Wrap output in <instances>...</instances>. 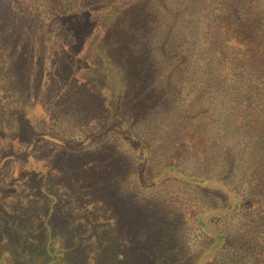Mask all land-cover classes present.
<instances>
[{
    "label": "trees",
    "instance_id": "1",
    "mask_svg": "<svg viewBox=\"0 0 264 264\" xmlns=\"http://www.w3.org/2000/svg\"><path fill=\"white\" fill-rule=\"evenodd\" d=\"M87 21L94 30L82 54L76 38ZM77 58L86 60L83 70L74 68ZM36 105L45 116L34 113ZM139 132L164 138L162 158ZM75 133L84 140L73 141ZM48 148L72 162L73 189L51 193L45 182L56 186L59 174L26 168L28 180L20 165L0 188L11 189L7 196L21 210L48 198L45 219L60 202L67 217L93 199L103 201L88 211L99 217L121 211V219L85 216L94 232L89 264H264V0H32L29 9L0 0V171L13 152L29 159ZM190 158L194 172L181 167ZM129 161L136 189L120 177ZM29 183L36 196L21 195ZM178 183L203 204L177 193ZM31 225L0 250V263L8 253L13 264L25 236L42 241L46 264L54 260L48 230L28 236ZM193 229L203 236L197 250Z\"/></svg>",
    "mask_w": 264,
    "mask_h": 264
},
{
    "label": "rangeland",
    "instance_id": "2",
    "mask_svg": "<svg viewBox=\"0 0 264 264\" xmlns=\"http://www.w3.org/2000/svg\"><path fill=\"white\" fill-rule=\"evenodd\" d=\"M22 1L28 9L32 7V0H22ZM98 7H99L98 5L91 7V11H95L96 15L99 12ZM52 18L54 17H51L50 19ZM89 18L93 19L94 17H92L89 14ZM81 29L82 30L77 32V38H76L77 45L75 47H76V50L79 51V53L83 54L85 52V49L87 48V45L92 42L91 32L94 30V24L92 22L87 21L83 24V27ZM51 39L52 40H50L51 42H49V47H51L52 52H54L55 51L54 47H56V44L54 43L53 35L51 36ZM77 59H78L77 66H74V68L83 70L85 67L86 60H83V63L79 65L78 62L80 58H77ZM51 63L52 62H50V64ZM51 67L52 66H48L47 68L51 69ZM183 92L184 91L181 90V93ZM185 95H187V91H185ZM45 112L43 111V108L40 105H36L34 107V113L36 115L45 116ZM148 118H149V115H147L144 119L147 120ZM109 134H112V133L109 132ZM139 135L142 136L145 142L149 141L151 145L153 144V146L155 147L157 151L155 152L156 160L157 158L163 157L161 156V150L166 151V149L164 148V138L163 137H159V140H160L159 141L157 138L154 137L157 134H154L151 132L148 135H145L143 132H139ZM176 136L179 137L180 133L176 134ZM122 139L123 140H120V142L123 141L122 146L126 150H128V146H127V143L125 142V139L124 138ZM80 140L81 141L84 140V137L82 138L79 134L75 133L73 135V141H80ZM69 142H72V140H70ZM183 142L186 143L187 139L183 140ZM162 143H163V147L161 149L160 147ZM35 145L36 144H34L33 147H35ZM48 150H49L48 152L40 153L39 155L31 154V157H29V159L25 158L26 155L23 154L21 151H18L17 153L13 152L14 156L9 158V162L6 165V168L3 171H0V181H3L4 177H7L12 170L16 172L20 165L21 167H24L23 177L28 180H31V179L28 178L30 174L25 171L26 168L27 169L29 168L37 169V172H41V169H42L45 172L59 174V176L55 178V182H53L56 184V186L52 187L50 180L45 182L47 190L50 191L51 193H55L54 191L57 190L58 187L60 186H65L68 189H73V186L71 185V183L69 182L67 178L68 173L74 171V169L72 168L73 167L72 162L70 161L69 164H65V158H63L62 156L57 157V156L51 155V152L54 149L48 148ZM137 154H138L137 150L134 149L133 153L131 154L133 160L137 159ZM24 161H27V163H25ZM124 165H125V170L120 172V177L122 179L125 176H127L126 183L128 184V186L136 189L135 187H137L138 185V176L136 174H132L130 176L126 174L132 168L133 163L129 161V164H124ZM66 166H69V167H66ZM181 167L183 170L187 172H194L197 170L194 158H190ZM142 170L143 169H141V172ZM41 174H43V172H41ZM107 176L109 175L107 174L105 175V172L102 173L101 175V177L103 178L101 182V189H104V186L105 187L107 186L106 185L107 180H108ZM140 176L143 178H146V173H142ZM162 180L166 181L167 178H163ZM180 183H178V185H174V186H178L177 191H176L177 193L179 194L187 193L188 197L194 203H197L199 205L203 204V199L200 197V195L197 193L196 190H194L191 187H188V188L185 186L182 187L180 186ZM28 185L29 187L27 189L21 190V195L27 196L28 194H30L32 196H36L37 192L33 189L34 187V186L32 187L33 184L29 183ZM147 187L149 186H144L142 190L146 192V190L148 189ZM153 188H156V187H153ZM0 190H1L2 197H5V200H6L5 209L7 211V213L2 214V217L0 216V228L1 226L6 227V228L5 227L2 228L0 231H3L4 233H6L5 236L7 239L4 242H2V244L0 245V250L10 248L13 243L12 241L13 237L15 236L20 237L21 227L26 225V228H27V223L29 224V222H32L30 229L32 228L33 230L31 231V233H29L28 236H34L36 235L38 231H39V234L43 231L46 233V231L48 230L49 240L47 243H45V246L48 251L53 252L52 254L55 255L54 260L49 264H76L75 260L77 259H80L79 260L80 264H89L90 255H91V250L89 249V243L93 239L94 232H92L93 230L90 231V229L88 228L87 220H86L87 217H89L90 219L106 220V219L113 218L117 215H119L121 219V216L124 215L122 214L121 211H116V210H114L115 214L109 215V216H102V217H99L95 211L88 212L89 209L91 208L92 209L98 208L102 201L100 199H95L94 201L93 199L91 201H86L85 204L82 206V208L78 212H74L73 216H70V217H67L65 211L62 210V208L65 207L66 203L64 202L55 203L52 206V209L50 211L51 216L45 219V216H43V213H45L46 206L50 202L48 198L44 197V199H39L37 200L35 204H32L28 208H24V210H21L22 205H19L18 200L14 198H8L7 196L8 195L7 191H10L11 189H6V187H2L0 188ZM154 191L155 189H152L149 191V193L154 192ZM108 192L114 196L116 195V193L113 190H109ZM60 193L65 194L64 192H60ZM170 193L172 194V192ZM17 194H19V191H17ZM64 197L66 196H60V199L65 200L66 198ZM0 199H1V196H0ZM105 200L108 203L107 198H105ZM108 205L111 206L109 203ZM18 211L21 213L20 216L18 214ZM27 211H31L30 213H28V218L25 217V214H27ZM37 214L39 216H37ZM86 215L87 217H85ZM76 221L81 222L83 226L82 227L74 226L70 228L71 226L74 225ZM129 222H132V221L129 220ZM45 223L48 225V228H45L44 226ZM23 240L20 241L18 245L16 246L17 253H15L13 264H46L47 256L42 260V250H41L42 241L39 238H34V237H32V240H29L26 236L23 238ZM190 242H191L193 249L195 250L199 249L202 246L203 236L199 233L198 230L193 229L190 231ZM6 245L7 247H5ZM29 253H30L29 259L28 261H25L24 257L22 256L25 254H29ZM3 258H4V261L1 262L0 264H10L11 263L10 262L11 257L9 256L8 253L4 254Z\"/></svg>",
    "mask_w": 264,
    "mask_h": 264
}]
</instances>
